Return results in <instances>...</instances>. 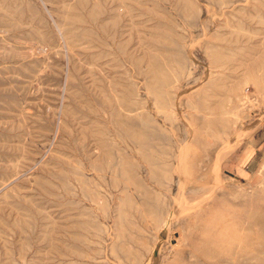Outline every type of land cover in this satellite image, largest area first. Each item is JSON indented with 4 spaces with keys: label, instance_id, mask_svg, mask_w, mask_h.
I'll return each mask as SVG.
<instances>
[{
    "label": "rangeland",
    "instance_id": "374dc122",
    "mask_svg": "<svg viewBox=\"0 0 264 264\" xmlns=\"http://www.w3.org/2000/svg\"><path fill=\"white\" fill-rule=\"evenodd\" d=\"M0 264H264V0H0Z\"/></svg>",
    "mask_w": 264,
    "mask_h": 264
},
{
    "label": "bare ground",
    "instance_id": "6f19581e",
    "mask_svg": "<svg viewBox=\"0 0 264 264\" xmlns=\"http://www.w3.org/2000/svg\"><path fill=\"white\" fill-rule=\"evenodd\" d=\"M259 230V229H258ZM263 231V230H262ZM259 234V233H258ZM260 235V234H259ZM261 236V235H260Z\"/></svg>",
    "mask_w": 264,
    "mask_h": 264
}]
</instances>
